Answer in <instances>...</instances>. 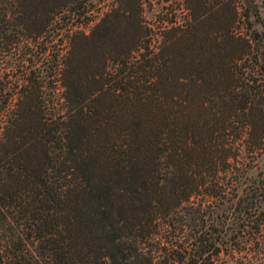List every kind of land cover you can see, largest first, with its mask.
<instances>
[{"label":"trees","instance_id":"1","mask_svg":"<svg viewBox=\"0 0 264 264\" xmlns=\"http://www.w3.org/2000/svg\"><path fill=\"white\" fill-rule=\"evenodd\" d=\"M158 2L0 0V264H264L258 7Z\"/></svg>","mask_w":264,"mask_h":264},{"label":"rangeland","instance_id":"2","mask_svg":"<svg viewBox=\"0 0 264 264\" xmlns=\"http://www.w3.org/2000/svg\"><path fill=\"white\" fill-rule=\"evenodd\" d=\"M253 1L258 7L259 14L257 18L250 17V28L255 29L259 33L264 30V0ZM161 3L162 0H159L158 3H153L151 7L145 9L144 14L147 19L153 17ZM244 176L241 177L242 183H239L236 192L232 193L231 196L234 202L236 198H240L242 204L250 202H252V205L257 204L254 211L256 212L259 209L260 214L258 216L264 221V149L256 156L255 162L247 168ZM233 207L234 203L232 202L231 211ZM232 216L233 214H231ZM243 217V222L248 220V225H245L240 232H238L234 223H229L231 229H228V232L231 231L236 236V240H233V247L227 252L228 254L219 256L221 262L225 261V259L231 261L234 257L238 259L240 255H250L252 259H254L255 255H258L264 261V223L255 230L250 227L253 217Z\"/></svg>","mask_w":264,"mask_h":264}]
</instances>
